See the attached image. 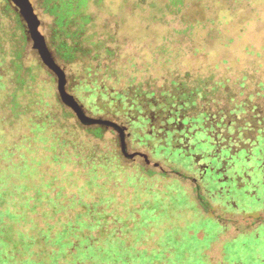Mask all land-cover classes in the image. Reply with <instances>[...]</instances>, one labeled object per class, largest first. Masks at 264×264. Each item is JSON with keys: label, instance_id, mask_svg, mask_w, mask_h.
I'll use <instances>...</instances> for the list:
<instances>
[{"label": "trees", "instance_id": "trees-1", "mask_svg": "<svg viewBox=\"0 0 264 264\" xmlns=\"http://www.w3.org/2000/svg\"><path fill=\"white\" fill-rule=\"evenodd\" d=\"M85 70L80 89L92 112L123 130L127 149L142 148L157 165L131 163L117 129L60 124L65 108L35 85L27 88L32 112L24 122L37 135L49 133L54 164L71 169L60 177L43 161L15 159L21 141L8 144L5 136L20 115L4 106L14 77L1 61L0 264H173L176 242L161 239L169 218L204 210L222 222L207 198L221 202L246 195L248 185L264 186V81L121 89L92 81Z\"/></svg>", "mask_w": 264, "mask_h": 264}, {"label": "rangeland", "instance_id": "rangeland-1", "mask_svg": "<svg viewBox=\"0 0 264 264\" xmlns=\"http://www.w3.org/2000/svg\"><path fill=\"white\" fill-rule=\"evenodd\" d=\"M30 1L50 55L65 72L66 91L89 117L104 119L92 112L84 98L88 92L80 89L89 67L92 81L121 89L139 84L158 89L174 80L198 79L238 88L246 76L254 81L248 82L253 88L264 81V0ZM1 61L14 77L4 106L13 117L20 115L5 136L8 144L21 141L15 159L43 161L49 175L57 171L62 177L71 167L54 164L55 139L49 133L35 134L24 122L32 112L28 86L35 85L46 100L62 104L66 112H57L60 124L81 121L62 101L57 75L41 60L26 19L11 0H0ZM115 135L120 136L118 131ZM127 152L131 163L157 165L131 143ZM58 154L60 162L67 163L64 151ZM247 188L246 195L226 194L221 202L207 198L222 222L204 210L165 222L168 229L161 239L175 241L178 251L173 264H264V186ZM230 200L237 202H231L235 210L226 204Z\"/></svg>", "mask_w": 264, "mask_h": 264}, {"label": "water", "instance_id": "water-1", "mask_svg": "<svg viewBox=\"0 0 264 264\" xmlns=\"http://www.w3.org/2000/svg\"><path fill=\"white\" fill-rule=\"evenodd\" d=\"M12 3L18 7L23 13L31 39L33 40L34 47L38 51L41 60L43 63L52 70L58 77V90L61 96L62 101L68 105L77 115L78 119L85 124L90 125H100L113 127L117 129L121 135V147L123 153L128 155L127 152V144L123 130L119 128V126L109 120L101 119V118H92L85 114L79 103L76 99L66 91V75L64 70L52 59L45 37L41 34L39 27L40 21L35 14L34 7L30 0H11Z\"/></svg>", "mask_w": 264, "mask_h": 264}]
</instances>
